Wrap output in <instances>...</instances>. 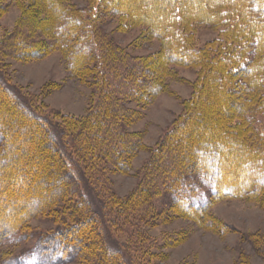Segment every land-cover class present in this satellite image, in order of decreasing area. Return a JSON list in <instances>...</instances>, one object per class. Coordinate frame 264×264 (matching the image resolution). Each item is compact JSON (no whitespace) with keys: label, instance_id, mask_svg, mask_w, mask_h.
<instances>
[{"label":"trees","instance_id":"trees-1","mask_svg":"<svg viewBox=\"0 0 264 264\" xmlns=\"http://www.w3.org/2000/svg\"><path fill=\"white\" fill-rule=\"evenodd\" d=\"M7 1L0 0V10ZM13 1L23 14L0 44V57L28 60L59 49L70 72L93 86L94 100L83 117L43 111L29 93L8 86L7 63H0V243L17 240L37 217L60 222L46 237L35 234L32 248L6 264H154L153 237L145 227L168 217L172 207L220 231L226 226L209 213L216 198L241 197L264 207V0L196 4L212 22L222 16L215 6L208 9L212 3L249 15L233 36L254 42L250 66L238 63L244 50L238 41L222 56L213 52L219 58L210 61L169 44V20L180 2L190 15L192 0H145L148 26L164 41L163 60L135 57L105 39L98 25L89 27L94 5ZM102 1L98 19L131 14L126 1ZM201 57L205 65L192 97L141 169L144 187L122 197L112 174L131 169L133 156L145 148L143 133L129 129L144 113L129 104L143 108L168 89L167 78L175 76L171 65ZM123 232L125 240L118 235Z\"/></svg>","mask_w":264,"mask_h":264},{"label":"rangeland","instance_id":"rangeland-1","mask_svg":"<svg viewBox=\"0 0 264 264\" xmlns=\"http://www.w3.org/2000/svg\"><path fill=\"white\" fill-rule=\"evenodd\" d=\"M69 1L79 7L94 5L93 19L89 27L91 23L93 30L95 25L100 26L97 30L103 29L105 39L112 38L135 57L151 56L163 60L164 41L160 36H155L148 26L147 18L143 15L148 7L145 0H122V3L126 1V8L131 14L110 15V18L103 19H98L97 11L101 9L99 4L104 1ZM199 2L192 0L193 6H189L190 15L184 12L183 3L180 2L182 5L180 9L176 8V18L169 20V35L164 37L169 36V44L181 48L180 50L188 55L192 54L191 52H199V55H206L210 61L219 58V55L215 57L213 52L222 56L226 50H234L238 41L242 44L240 47L244 48L238 63L253 65L249 59L255 46L254 42L244 36H233L242 30L244 23H248L245 20L250 19L249 15L246 16L241 10V13H238L229 5L218 7L216 3H212L208 9L215 6L222 15L220 20L212 22L200 13V8L197 7ZM22 14L20 3L13 0L4 3L0 10V44L15 31ZM240 39L242 41H239ZM195 60L196 62L186 64L187 66L180 63L171 65L170 67L175 69V76L167 78L168 89L156 96L152 102L143 108L136 102L129 104L144 113L129 124V129L143 133L145 148L133 156L131 169L112 174L114 189L122 197H127L137 186L144 187V182L140 185L141 169L150 157L151 149L156 147L176 123L185 110L187 100L192 97L200 66L205 65L202 57ZM3 61L7 63L4 69L7 73L3 77H6L4 80L8 86L10 85L12 90L21 89L24 93H29L38 108L43 111L83 117L90 110L94 100L93 86L70 72L59 49L28 60L11 56L0 57V63ZM241 78L243 73L238 75V79ZM224 80L230 81L227 77H224ZM178 202L181 205L187 203L184 198H179ZM150 208L152 211L153 208ZM177 208L172 207L169 216L161 218L155 224H147V229L146 224L139 223V226L143 224L145 230L153 237L155 255L151 262L154 264H264V250L261 248V245H264V207L261 204L241 197L216 198L209 207V213L216 221L226 226L224 231L210 223H201L199 218L190 215L192 213L188 214ZM142 210L144 209L141 208ZM59 223L45 216L32 219L26 227L19 230L20 237L17 240L10 239L0 243V264H6L9 259L27 252L37 240L35 234L46 237L54 233L53 229ZM49 227L52 229L48 230ZM125 233L118 235L125 240Z\"/></svg>","mask_w":264,"mask_h":264}]
</instances>
